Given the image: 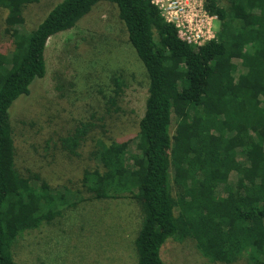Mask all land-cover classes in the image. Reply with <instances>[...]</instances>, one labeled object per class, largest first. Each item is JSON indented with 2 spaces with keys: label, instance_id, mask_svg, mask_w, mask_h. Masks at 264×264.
I'll use <instances>...</instances> for the list:
<instances>
[{
  "label": "trees",
  "instance_id": "trees-1",
  "mask_svg": "<svg viewBox=\"0 0 264 264\" xmlns=\"http://www.w3.org/2000/svg\"><path fill=\"white\" fill-rule=\"evenodd\" d=\"M43 1L0 0V264H17L27 232L60 228L69 212L102 201L140 210L137 264H166L164 246L189 240L208 264H264V0H207L220 23L200 48L179 39L154 0H60L28 30L26 11ZM100 3L117 9L148 88L129 115L132 135L110 136L111 126L124 127L121 100L132 89L122 73L71 135L45 143L51 169L59 154L81 160L86 145L95 163L81 180L56 185L19 166L13 110L47 77L50 40L76 31ZM70 79L55 72L53 95L66 97Z\"/></svg>",
  "mask_w": 264,
  "mask_h": 264
},
{
  "label": "rangeland",
  "instance_id": "rangeland-1",
  "mask_svg": "<svg viewBox=\"0 0 264 264\" xmlns=\"http://www.w3.org/2000/svg\"><path fill=\"white\" fill-rule=\"evenodd\" d=\"M58 1L45 0L29 8L25 14L28 30L35 29ZM3 18L0 13L2 26ZM0 40V46H5V40ZM46 60L47 77L36 82L30 95L22 98L13 110V126L21 137L19 166L35 173L42 171V175L56 185L74 183L95 166L89 159L90 145L81 149V160L72 158L65 161L59 154L57 165L51 169L47 165L48 160L42 158L45 143L57 144L59 138L71 135L100 101L98 92L104 89L105 93H110L111 77L122 73L132 89L129 97L121 100L120 106L125 114L120 113V116L125 117L122 120L124 127L119 123L111 126L110 136L121 139L132 135L136 128L129 124L133 123L129 115L133 109L135 112L142 110L148 78L142 63L127 43L125 27L119 21L117 9L106 3L96 6L76 31L52 38ZM60 70L71 77L70 88H67L64 98L53 95V76ZM105 84L109 87L106 88ZM100 105L103 115L102 103ZM113 117L117 118L116 115ZM22 141L40 146L38 155L32 148L27 151L29 146L22 149ZM141 220L140 210L125 201L82 205L66 215L60 228L45 227L24 234L16 250L17 264H137L134 241ZM162 258L166 264H208L193 240L182 245L169 241L163 248ZM236 264L248 262L243 259Z\"/></svg>",
  "mask_w": 264,
  "mask_h": 264
},
{
  "label": "built area",
  "instance_id": "built-area-1",
  "mask_svg": "<svg viewBox=\"0 0 264 264\" xmlns=\"http://www.w3.org/2000/svg\"><path fill=\"white\" fill-rule=\"evenodd\" d=\"M207 0H154L164 20L177 29L181 41L200 48L217 39L219 19L206 9Z\"/></svg>",
  "mask_w": 264,
  "mask_h": 264
}]
</instances>
